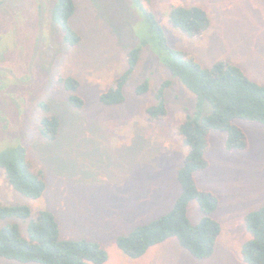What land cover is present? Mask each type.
I'll list each match as a JSON object with an SVG mask.
<instances>
[{
  "label": "rangeland",
  "instance_id": "rangeland-1",
  "mask_svg": "<svg viewBox=\"0 0 264 264\" xmlns=\"http://www.w3.org/2000/svg\"><path fill=\"white\" fill-rule=\"evenodd\" d=\"M6 2L0 8V67L26 82L38 41L39 4ZM55 2L44 0V35L32 82L17 83L0 71V151L23 146L31 169L44 175L46 190L39 198L28 197L0 169V203L28 205L32 217L51 211L61 238L100 243L108 254L104 264H247L242 249L251 236L245 215L264 204V125L239 122L250 141L244 152L225 150V132L210 135V165L197 174V184L219 198L214 216L222 228L211 257H193L175 237L139 258L128 257L117 245L118 236L170 211L181 193L178 171L187 149L178 127L196 97L161 63L166 52L134 0H74L69 23L81 38L74 45L62 41L51 18ZM195 4L207 10L211 26L203 35L187 38L169 23L168 14L173 5ZM149 7L171 48L195 56L205 68L219 60L237 63L250 79L264 84V0H151ZM137 46L142 48L140 60L125 84L126 100L103 104L100 95L125 71L128 52ZM67 78L79 83L81 108L70 101ZM165 79L172 80L165 95L168 113L150 120L146 108ZM145 80L149 91L137 93ZM210 109L206 103L203 113ZM45 115L60 120L53 139L41 133ZM188 210L191 221L199 222L196 201ZM14 220L26 232L27 223L20 219L0 221V229ZM0 264L37 263L0 259Z\"/></svg>",
  "mask_w": 264,
  "mask_h": 264
},
{
  "label": "trees",
  "instance_id": "trees-1",
  "mask_svg": "<svg viewBox=\"0 0 264 264\" xmlns=\"http://www.w3.org/2000/svg\"><path fill=\"white\" fill-rule=\"evenodd\" d=\"M134 2L144 11L151 33L155 34L166 52L161 63L195 95L196 101L193 110L187 113L178 127L187 149L178 171L180 195L167 213L118 236L117 245L128 257L139 258L152 246L175 237L193 257L206 259L214 254L221 233V223L214 216L219 198L211 190L198 186L197 174L210 165L207 153L213 131L226 133V151L244 152L249 149L248 134L239 122L264 125V84L250 79L237 63L219 60L205 68L195 56L171 48L149 7L151 0ZM75 11L74 0H56L51 10V18L61 32L62 41L70 45L81 40L69 23ZM168 20L187 38L199 37L211 26L207 10L198 4L173 5ZM141 49L137 46L129 50L125 71L100 95L103 104L116 105L126 100L124 87L140 60ZM171 84V79L161 82L155 93V102L146 108L150 120H161L167 115L165 95ZM65 85L72 92L71 103L81 108L83 100L76 94L79 83L67 78ZM148 91V80L136 87L139 94ZM206 103L211 108L209 113H203ZM40 125L43 136L53 139L59 132L60 120L56 115H45ZM0 169L12 187L28 197L39 198L46 190L44 175L31 169L23 146L1 150ZM192 201L197 202L202 214L197 223L189 217ZM7 219L26 222V232L15 220L0 229V259L37 264H104L108 260L106 250L96 241L61 238L59 223L51 211L40 210L32 217V209L28 205L0 203V221ZM245 226L251 237L243 245V259L247 264H264V204L245 215Z\"/></svg>",
  "mask_w": 264,
  "mask_h": 264
},
{
  "label": "water",
  "instance_id": "water-1",
  "mask_svg": "<svg viewBox=\"0 0 264 264\" xmlns=\"http://www.w3.org/2000/svg\"><path fill=\"white\" fill-rule=\"evenodd\" d=\"M39 5H40V17H39V34H38V41H37V44H36V48H35V52H34V55L32 56L31 58V61H30V64H29V71H30V74H31V79L29 81H21L17 75L10 69L6 68V67H0V71H3V72H6L8 73L17 83H20V84H30L32 82V80L34 79L33 77V72H32V68H33V64H34V61H35V58L40 50V47H41V44H42V40H43V35H44V20H45V12H46V9H45V3H44V0H37ZM6 3V0L3 1L2 4H0V8L3 7Z\"/></svg>",
  "mask_w": 264,
  "mask_h": 264
},
{
  "label": "flooded vegetation",
  "instance_id": "flooded-vegetation-1",
  "mask_svg": "<svg viewBox=\"0 0 264 264\" xmlns=\"http://www.w3.org/2000/svg\"><path fill=\"white\" fill-rule=\"evenodd\" d=\"M3 1H4V0H2V3H3ZM37 2H38V1H37ZM2 3H1V4H2ZM6 3H7V2H6ZM6 3H5V5H6ZM38 4H39V3H38ZM5 5H4V6H5ZM45 9H46V8H45ZM39 10H40V5H39ZM45 13H46V12H45ZM39 17H40V15H39ZM5 73H6V72H5ZM6 74H7V73H6Z\"/></svg>",
  "mask_w": 264,
  "mask_h": 264
}]
</instances>
